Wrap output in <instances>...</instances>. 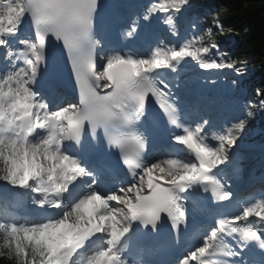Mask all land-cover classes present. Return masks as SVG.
Listing matches in <instances>:
<instances>
[{
	"label": "snow or ice",
	"instance_id": "1",
	"mask_svg": "<svg viewBox=\"0 0 264 264\" xmlns=\"http://www.w3.org/2000/svg\"><path fill=\"white\" fill-rule=\"evenodd\" d=\"M188 4L149 0L123 27L124 37L134 38L142 23L156 19L173 40L162 38L143 53L114 49L98 56L105 46L98 35L100 0H0V182L27 193L41 213L21 221L7 208L0 211V259L145 264L128 255L137 233L159 231L167 221L178 238L198 194L215 202L232 198L230 177L219 172L232 163L256 105L248 101L244 118L219 128L204 116L184 118L163 73L194 61L205 71L242 74L210 28L181 38L179 21ZM25 24L31 30L22 34ZM51 39L66 53L78 103H54L55 93L42 83L59 72ZM151 101L172 129L166 153L155 158L148 157L157 127ZM100 146L115 151L116 165L126 173L111 187L102 184L114 166L87 158ZM197 239L175 264H264V197L220 216ZM253 249L261 254L258 261L249 258Z\"/></svg>",
	"mask_w": 264,
	"mask_h": 264
},
{
	"label": "trees",
	"instance_id": "2",
	"mask_svg": "<svg viewBox=\"0 0 264 264\" xmlns=\"http://www.w3.org/2000/svg\"><path fill=\"white\" fill-rule=\"evenodd\" d=\"M194 8L198 9L204 27L211 29L214 40L221 42L225 35L234 34L227 49L234 50L229 52L228 58L239 65H259L258 81L254 80L251 84H256L258 91L264 93V0H189L188 10ZM216 23L221 27L217 28ZM250 80L251 76L246 83ZM248 93L254 102L258 98L264 100V95H256L251 90ZM247 120L248 127L252 118L249 116ZM259 141L264 139L260 138ZM0 264H10V261L0 259Z\"/></svg>",
	"mask_w": 264,
	"mask_h": 264
},
{
	"label": "rangeland",
	"instance_id": "3",
	"mask_svg": "<svg viewBox=\"0 0 264 264\" xmlns=\"http://www.w3.org/2000/svg\"><path fill=\"white\" fill-rule=\"evenodd\" d=\"M243 69V68H242ZM220 71H222V72H226V74L223 76V79L225 80V81H227V83L230 85V91H228V93L227 94H225L222 98H224L223 100L225 101V103H224V105H225V108L226 109H228L229 108V104H230V102H231V100H232V94L234 93V92H236L237 91V85L236 84H233V81H236V77H235V75H234V73L232 72V71H229L228 69H222V70H220ZM249 72H251V71H249V70H242V73H245V74H248ZM229 94H231L229 97H227L226 98V96L227 95H229ZM245 133V130H244V132L242 133V135ZM242 135H241V138H242ZM240 138V140L238 141V149H240L241 151H245L247 148L248 149H250L252 152H253V148L254 147H252V145H250V144H248V143H246V142H243L242 141V139ZM242 152V153H243ZM252 156H253V154H252ZM6 192H7V194H9V196L8 197H6L5 198V205L7 206V207H11V204L13 205L14 203H12V202H14L16 199H17V197H18V194H20V192L18 191V190H14V189H12V188H10V187H8V186H6V188L4 189ZM2 195V193H0V196Z\"/></svg>",
	"mask_w": 264,
	"mask_h": 264
},
{
	"label": "bare ground",
	"instance_id": "4",
	"mask_svg": "<svg viewBox=\"0 0 264 264\" xmlns=\"http://www.w3.org/2000/svg\"><path fill=\"white\" fill-rule=\"evenodd\" d=\"M257 160H258V158L253 157L251 151L247 148L243 154L234 153L231 164H240L241 169L250 173L253 165L256 164Z\"/></svg>",
	"mask_w": 264,
	"mask_h": 264
}]
</instances>
